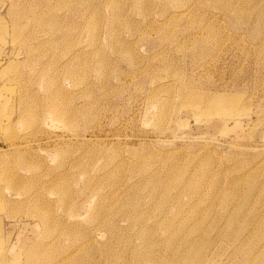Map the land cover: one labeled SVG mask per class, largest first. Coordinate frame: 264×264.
<instances>
[{
  "label": "rangeland",
  "instance_id": "rangeland-1",
  "mask_svg": "<svg viewBox=\"0 0 264 264\" xmlns=\"http://www.w3.org/2000/svg\"><path fill=\"white\" fill-rule=\"evenodd\" d=\"M0 264H264V0H0Z\"/></svg>",
  "mask_w": 264,
  "mask_h": 264
},
{
  "label": "bare ground",
  "instance_id": "bare-ground-1",
  "mask_svg": "<svg viewBox=\"0 0 264 264\" xmlns=\"http://www.w3.org/2000/svg\"><path fill=\"white\" fill-rule=\"evenodd\" d=\"M219 97H220V96H219ZM219 97H218V99H219ZM221 98H222V97H221ZM218 99H217V100H218ZM222 100H223V99H221V102H220V100H218V101L220 102L219 104H221V103L223 104L224 100H223V102H222ZM222 104H221V105H222ZM215 106H216V104H215ZM217 106H218V105H217ZM217 106H216V107H217ZM219 106H220V105H219Z\"/></svg>",
  "mask_w": 264,
  "mask_h": 264
}]
</instances>
